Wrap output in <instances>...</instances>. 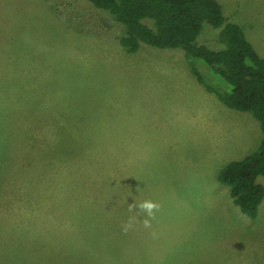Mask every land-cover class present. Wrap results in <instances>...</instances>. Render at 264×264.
<instances>
[{"label": "rangeland", "instance_id": "obj_1", "mask_svg": "<svg viewBox=\"0 0 264 264\" xmlns=\"http://www.w3.org/2000/svg\"><path fill=\"white\" fill-rule=\"evenodd\" d=\"M233 2L222 0L225 20L241 21L259 49L264 41L252 38L264 31V0H237L238 11ZM69 3L88 7L100 28L68 27L77 21L63 12ZM91 7L0 0L6 25L37 27L55 46L50 87L0 81V264H264V197L257 216H245L218 181L226 159H213L210 146L212 129L242 138V115L262 135L258 119L207 91L193 69L230 87L182 49L142 43L129 52L110 42L105 27L118 34L123 25ZM203 31L199 44L222 48L217 28ZM144 201L158 206L151 216ZM4 211L21 212L22 226Z\"/></svg>", "mask_w": 264, "mask_h": 264}, {"label": "trees", "instance_id": "obj_2", "mask_svg": "<svg viewBox=\"0 0 264 264\" xmlns=\"http://www.w3.org/2000/svg\"><path fill=\"white\" fill-rule=\"evenodd\" d=\"M92 6L110 14L123 25L110 42L135 52L142 43L156 48H180L189 57L202 60L210 70L229 85V90L206 83L198 71H192L206 90L215 93L230 108L252 112L258 119L262 138L258 148L240 158L226 162L217 179L228 187L232 202L247 217L257 216L264 197V57L260 56L246 38L241 25L226 21L217 0H87ZM52 7V3L50 4ZM63 24L65 15L52 7ZM69 17L77 18L74 31L89 29L96 32L99 23L88 7L72 3L64 6ZM208 24L218 29L215 40L222 48L214 50L199 44L197 37ZM65 26V25H63ZM206 30V29H205ZM203 31V32H202Z\"/></svg>", "mask_w": 264, "mask_h": 264}, {"label": "crops", "instance_id": "obj_3", "mask_svg": "<svg viewBox=\"0 0 264 264\" xmlns=\"http://www.w3.org/2000/svg\"><path fill=\"white\" fill-rule=\"evenodd\" d=\"M217 1L220 3L224 14L222 0H217ZM233 1H234L232 4L233 10L238 11L241 8V5H238V3L236 2L237 0H233ZM52 18L54 19V17ZM54 20L55 21L57 20L58 23L60 22L57 17ZM6 21H7L6 18L0 17V81L11 80L17 82L15 83V85L21 87H36V88L50 87L53 81L52 79L53 55L52 53H49L48 49H54L55 47L52 38H49V35H47V37L41 36V38H39L37 27L35 28L30 27L29 32H27L21 30L25 28L23 26L19 27L16 24H13L12 26L6 25L5 24ZM230 21L235 22L242 26L241 21L238 20H230ZM249 22L255 23L254 20H250ZM252 30L254 31V28H252ZM262 33L261 35H257V37L255 38L253 37L252 39H257V40L261 39L262 41H264V31H262ZM21 40H26V43L29 46L27 49L21 46ZM259 44H260L259 49H257L253 44L252 45L256 50V52L260 56L264 57L263 54L264 43L263 44L259 43ZM138 50H140V47ZM152 67L150 66V68ZM6 70H8V73L6 72ZM165 85L161 87L160 84L158 83L157 84L158 91L161 92L164 90L165 93L166 92L172 93V91H175L178 94L175 88L172 90V87L168 85L165 87ZM245 118H246L245 115H242L237 118V122L241 125L243 131H242V138L236 137L234 141H232L231 138L229 137V132L227 128L226 131L219 128L211 130L210 146L212 153L211 156L213 159L219 161V159L225 158L226 160L223 159L225 164L226 162L232 159L240 158L248 153H252L258 148L261 142L262 135L258 131L255 121L251 120L250 123V121H247ZM229 119L233 120V117L228 115V120ZM239 150L243 151V154L241 156L240 154H238L240 152ZM13 212L14 213L12 214H8L6 211H4V216L7 215L14 216V218L8 220L5 219L4 221L10 223L11 226L14 227L16 222L15 219L16 217L19 225L22 226L21 212H17V211H13ZM28 224H29V231H31L32 228H35V226L31 225L29 221L28 222L25 221L23 223V225H25V229ZM20 244H18V246ZM22 244L24 245V247L28 245V243L26 242H23Z\"/></svg>", "mask_w": 264, "mask_h": 264}, {"label": "clouds", "instance_id": "obj_4", "mask_svg": "<svg viewBox=\"0 0 264 264\" xmlns=\"http://www.w3.org/2000/svg\"><path fill=\"white\" fill-rule=\"evenodd\" d=\"M156 207H158V206L151 201H144V202L139 204V208L143 211H146L149 214V216L152 215L153 209H155ZM145 226L146 227L150 226L148 221H145Z\"/></svg>", "mask_w": 264, "mask_h": 264}]
</instances>
